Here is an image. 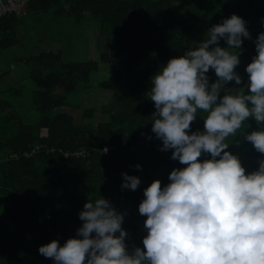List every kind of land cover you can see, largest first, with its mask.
<instances>
[{
    "label": "trees",
    "instance_id": "trees-1",
    "mask_svg": "<svg viewBox=\"0 0 264 264\" xmlns=\"http://www.w3.org/2000/svg\"><path fill=\"white\" fill-rule=\"evenodd\" d=\"M22 8L0 17V52L23 46L19 30L27 16L53 14L76 24L90 19L101 39L96 59L67 60L59 49L30 54L19 85L0 88V264H53L39 246L75 235L82 224L79 211L99 195L127 209L126 240L129 246L142 245L146 217L138 205L143 189L155 178L167 183L172 168L183 166L171 158V149L161 150L162 141L152 132L155 107L146 95L150 77L235 12L249 22L253 37L243 39L237 65L246 83L254 38L264 30V0H28ZM99 62L111 69L99 84L109 93L108 102L67 110L69 96L90 86ZM210 77L217 79L214 70ZM228 86L243 84L230 81ZM203 123L198 116L192 130ZM249 125L246 131L259 127L251 118ZM229 140L246 170L255 169L264 154L242 133ZM124 171L141 177L137 189L121 188Z\"/></svg>",
    "mask_w": 264,
    "mask_h": 264
},
{
    "label": "clouds",
    "instance_id": "clouds-1",
    "mask_svg": "<svg viewBox=\"0 0 264 264\" xmlns=\"http://www.w3.org/2000/svg\"><path fill=\"white\" fill-rule=\"evenodd\" d=\"M248 23L235 12L223 17L150 77L152 132L183 166L172 168L167 183L155 178L143 189L142 245L126 240L127 209L99 195L79 211L75 235L63 243L53 238L39 253L53 264H264V155L249 171L229 148V137L242 133L264 154V30L254 38L246 83L237 70L243 39H253ZM230 81L243 86L229 87ZM198 116L203 128L192 130ZM249 118L259 127L246 131ZM122 176V189L142 182L127 171Z\"/></svg>",
    "mask_w": 264,
    "mask_h": 264
},
{
    "label": "rangeland",
    "instance_id": "rangeland-1",
    "mask_svg": "<svg viewBox=\"0 0 264 264\" xmlns=\"http://www.w3.org/2000/svg\"><path fill=\"white\" fill-rule=\"evenodd\" d=\"M22 7L20 9L23 10ZM97 29L98 24L90 19L76 24L65 17L53 14L27 16L22 20L19 30L20 38L24 42L23 46L0 52V73H4L0 76V88L7 85H19L17 81L22 79L27 71L25 57L40 50L59 49L62 57L67 60L98 58L101 36ZM98 64V69L92 74L90 86L83 92H75L69 96L67 110L77 112L86 106L99 107L108 102L109 93L101 89L99 84L110 76V65L103 62ZM29 85L31 82L28 79V87ZM94 115L95 121H98L100 112L97 109ZM42 133H45V129H42Z\"/></svg>",
    "mask_w": 264,
    "mask_h": 264
},
{
    "label": "built area",
    "instance_id": "built-area-1",
    "mask_svg": "<svg viewBox=\"0 0 264 264\" xmlns=\"http://www.w3.org/2000/svg\"><path fill=\"white\" fill-rule=\"evenodd\" d=\"M26 1L27 0H0V17L8 12L19 11L20 7H22ZM36 147H38V145Z\"/></svg>",
    "mask_w": 264,
    "mask_h": 264
},
{
    "label": "crops",
    "instance_id": "crops-1",
    "mask_svg": "<svg viewBox=\"0 0 264 264\" xmlns=\"http://www.w3.org/2000/svg\"><path fill=\"white\" fill-rule=\"evenodd\" d=\"M20 80H21V78H20ZM20 80H18L17 83H18Z\"/></svg>",
    "mask_w": 264,
    "mask_h": 264
},
{
    "label": "bare ground",
    "instance_id": "bare-ground-1",
    "mask_svg": "<svg viewBox=\"0 0 264 264\" xmlns=\"http://www.w3.org/2000/svg\"><path fill=\"white\" fill-rule=\"evenodd\" d=\"M27 1H28V0H27ZM27 1H26V2H27Z\"/></svg>",
    "mask_w": 264,
    "mask_h": 264
}]
</instances>
